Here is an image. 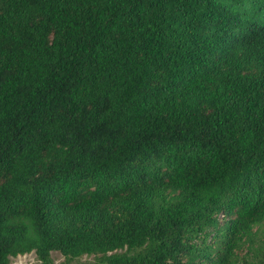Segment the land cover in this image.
Here are the masks:
<instances>
[{
    "label": "trees",
    "instance_id": "obj_1",
    "mask_svg": "<svg viewBox=\"0 0 264 264\" xmlns=\"http://www.w3.org/2000/svg\"><path fill=\"white\" fill-rule=\"evenodd\" d=\"M264 264V0H0V264Z\"/></svg>",
    "mask_w": 264,
    "mask_h": 264
},
{
    "label": "rangeland",
    "instance_id": "obj_2",
    "mask_svg": "<svg viewBox=\"0 0 264 264\" xmlns=\"http://www.w3.org/2000/svg\"><path fill=\"white\" fill-rule=\"evenodd\" d=\"M50 258L53 264H90L93 255L81 254L68 260L64 258L59 251L51 250ZM7 264H39V260L37 259L35 252L30 250L23 253L9 255ZM235 264L239 263L236 262Z\"/></svg>",
    "mask_w": 264,
    "mask_h": 264
}]
</instances>
